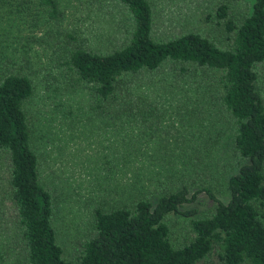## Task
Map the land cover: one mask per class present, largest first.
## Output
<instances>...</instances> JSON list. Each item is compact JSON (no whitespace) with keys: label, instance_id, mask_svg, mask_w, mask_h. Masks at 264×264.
<instances>
[{"label":"trees","instance_id":"16d2710c","mask_svg":"<svg viewBox=\"0 0 264 264\" xmlns=\"http://www.w3.org/2000/svg\"><path fill=\"white\" fill-rule=\"evenodd\" d=\"M29 1L45 8L52 21L65 14L61 0ZM7 2L0 0V5ZM83 6L103 15L118 11L124 17L123 32L105 47L65 32L55 44L60 87L85 88L97 118L124 114L134 117L144 132L160 136L168 129L161 128L164 106L135 95L136 83L164 67L199 88L206 82L205 100L180 113L185 117L197 111L199 121L219 115L230 132V166L235 169L228 180L230 198L223 202L207 189L217 206L209 216L191 219L190 237L179 247L172 241L168 217L196 214L184 209L194 197L186 185L156 199L144 196L118 207L97 208L95 234L68 259L54 226L55 190L41 180L29 108L36 85L27 73L3 63L0 167L6 169V214L23 264H199L209 257L223 264H264V96L258 89L264 71V0H253L244 14L226 3L216 4L206 15L213 32L195 29L170 37L157 35L150 0H85Z\"/></svg>","mask_w":264,"mask_h":264},{"label":"rangeland","instance_id":"374dc122","mask_svg":"<svg viewBox=\"0 0 264 264\" xmlns=\"http://www.w3.org/2000/svg\"><path fill=\"white\" fill-rule=\"evenodd\" d=\"M150 1L160 37L195 29L210 33L213 27L206 15L214 5L226 3L235 13L244 14L253 3ZM61 3L65 14L60 21L50 20L45 8L29 0H8L0 5V68L7 63L35 82L36 95L29 107L35 146L41 156V180L56 193L54 226L64 255L74 259L81 243L95 234L97 208L118 207L144 196L156 199L186 185L194 197L184 209L196 214L168 217L172 241L179 247L190 237L191 219L207 217L216 208L210 192L223 202L229 200L228 180L235 172L230 166L232 137L220 116L207 115L199 121L197 111L184 114L186 118L180 113L185 106L196 107L205 100L209 87L205 82V88H199L188 79L190 84L169 67L144 75L133 93L154 98L164 106L161 128L168 129L161 130L160 136L144 132L131 116L97 118L85 88L60 87L55 44L66 32L90 45L105 47L123 32L124 17L118 11L103 15L93 7L85 8V0ZM258 89L264 96V71ZM222 128L225 133H219ZM6 177V169L0 167V264H23V252L6 214L10 205ZM199 264L223 263L209 257Z\"/></svg>","mask_w":264,"mask_h":264}]
</instances>
